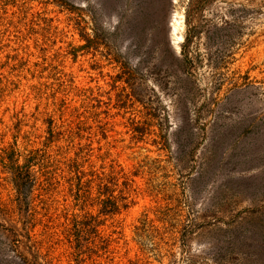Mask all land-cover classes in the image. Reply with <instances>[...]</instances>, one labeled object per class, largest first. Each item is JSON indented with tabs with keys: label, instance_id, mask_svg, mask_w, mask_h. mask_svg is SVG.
Instances as JSON below:
<instances>
[{
	"label": "rangeland",
	"instance_id": "rangeland-1",
	"mask_svg": "<svg viewBox=\"0 0 264 264\" xmlns=\"http://www.w3.org/2000/svg\"><path fill=\"white\" fill-rule=\"evenodd\" d=\"M34 245L264 264V0H0V264Z\"/></svg>",
	"mask_w": 264,
	"mask_h": 264
},
{
	"label": "trees",
	"instance_id": "trees-1",
	"mask_svg": "<svg viewBox=\"0 0 264 264\" xmlns=\"http://www.w3.org/2000/svg\"><path fill=\"white\" fill-rule=\"evenodd\" d=\"M28 253L30 257L25 256L17 247H14V254L17 264H52L50 261L46 259V257H41L38 250H36L34 246H28Z\"/></svg>",
	"mask_w": 264,
	"mask_h": 264
},
{
	"label": "bare ground",
	"instance_id": "bare-ground-1",
	"mask_svg": "<svg viewBox=\"0 0 264 264\" xmlns=\"http://www.w3.org/2000/svg\"><path fill=\"white\" fill-rule=\"evenodd\" d=\"M183 18L184 17L182 15L178 14L174 20L173 29H172V36H173L174 42H176V43L183 42V40H184V37L182 34L183 24H184V21H182Z\"/></svg>",
	"mask_w": 264,
	"mask_h": 264
}]
</instances>
